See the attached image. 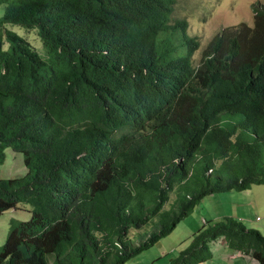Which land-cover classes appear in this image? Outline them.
<instances>
[{
  "label": "trees",
  "instance_id": "obj_1",
  "mask_svg": "<svg viewBox=\"0 0 264 264\" xmlns=\"http://www.w3.org/2000/svg\"><path fill=\"white\" fill-rule=\"evenodd\" d=\"M175 3L0 0V165L10 149L27 170L0 180V215L30 213L10 221L0 264H125L205 197L264 185V5L194 66ZM12 26L36 30L43 54ZM220 238L264 264V235L233 217L204 222L167 264H204Z\"/></svg>",
  "mask_w": 264,
  "mask_h": 264
},
{
  "label": "rangeland",
  "instance_id": "obj_2",
  "mask_svg": "<svg viewBox=\"0 0 264 264\" xmlns=\"http://www.w3.org/2000/svg\"><path fill=\"white\" fill-rule=\"evenodd\" d=\"M256 3L264 5V0H176L170 24H173L175 20L187 22V34L196 38L199 43V48L192 57L193 65L197 66L202 51L220 30L241 24L253 27L254 13L251 8ZM3 9L4 5H0V17L3 14ZM12 27L13 31L21 35L39 54H43L36 30ZM26 172L23 154L7 149L4 163L0 165V180L22 177ZM175 198L176 194L172 192L169 203L164 209H170ZM28 210L29 206L20 205L18 208L7 210L0 215V247L8 239L10 221H28L30 219ZM226 217H233L241 221L247 228L255 229L264 235V185H253L246 191H231L205 197L171 234L160 239L151 248L132 257L125 264H167L188 246L190 242L188 238L196 231L197 226L203 225V220L209 224L222 221ZM154 229V223L150 222L140 230H132L130 238L134 243H138ZM172 245L175 247L170 248ZM217 248L219 256L213 258L209 264L247 263L245 259L249 257H242L230 262L222 257L231 254V251L228 248L225 251L222 244H218Z\"/></svg>",
  "mask_w": 264,
  "mask_h": 264
},
{
  "label": "crops",
  "instance_id": "obj_3",
  "mask_svg": "<svg viewBox=\"0 0 264 264\" xmlns=\"http://www.w3.org/2000/svg\"><path fill=\"white\" fill-rule=\"evenodd\" d=\"M203 222H205V220H203L202 221V223ZM207 222V221H206ZM205 222V223H206ZM202 227V226H201ZM201 227H198L197 226V229H196V231L194 232V233H196ZM176 228V227H175ZM193 233V234H194ZM192 234V235H193ZM191 236V235H190ZM160 241V240H159ZM220 245V244H222V248H225V251H226V244H225V240L223 239V238H220V239H218L216 242H214L211 246H212V248H211V251H212V260H213V258H215V257H217L218 258V256H219V253H218V248H217V245ZM175 246H171L170 248H174ZM215 252H217V253H215ZM222 258H224V259H228L230 262H232L233 260H237L233 255H231L230 253L229 254H227V255H225L224 257H222ZM230 259H232V260H230ZM212 260H210V261H208V262H206V263H204V264H209V262H211ZM246 260V264H257L255 261H253L252 259H245Z\"/></svg>",
  "mask_w": 264,
  "mask_h": 264
}]
</instances>
